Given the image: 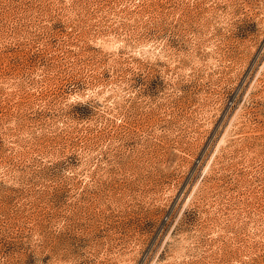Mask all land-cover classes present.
Listing matches in <instances>:
<instances>
[{"label": "rangeland", "instance_id": "1", "mask_svg": "<svg viewBox=\"0 0 264 264\" xmlns=\"http://www.w3.org/2000/svg\"><path fill=\"white\" fill-rule=\"evenodd\" d=\"M0 264H264V0H0Z\"/></svg>", "mask_w": 264, "mask_h": 264}]
</instances>
